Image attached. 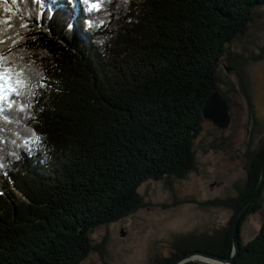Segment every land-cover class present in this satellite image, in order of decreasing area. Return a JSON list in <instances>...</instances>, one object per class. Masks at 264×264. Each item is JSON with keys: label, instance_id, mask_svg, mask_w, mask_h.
<instances>
[{"label": "trees", "instance_id": "trees-1", "mask_svg": "<svg viewBox=\"0 0 264 264\" xmlns=\"http://www.w3.org/2000/svg\"><path fill=\"white\" fill-rule=\"evenodd\" d=\"M45 2L0 0V27L10 22V32L23 36L13 48L17 63L34 61L41 85L20 102L23 112L16 105L0 114V264H86L92 254L103 260L107 242L96 240L102 228L145 208L187 204L231 216L213 231L174 235L168 255L153 264L191 250L231 257L234 216L261 178L264 137L255 148L253 137L246 142L245 178L234 196L152 205L142 189H172L207 155L226 150L224 136L196 142L204 108L214 93L230 104L228 95L239 91L222 79L225 64L249 96L242 66L262 62L264 46L256 54L242 42L257 47L250 33L262 21L264 0H105L100 11H86L82 0L54 10ZM25 22L27 29L17 27ZM263 194L242 216L233 264H264ZM259 212L263 221L246 241L244 224Z\"/></svg>", "mask_w": 264, "mask_h": 264}, {"label": "rangeland", "instance_id": "rangeland-1", "mask_svg": "<svg viewBox=\"0 0 264 264\" xmlns=\"http://www.w3.org/2000/svg\"><path fill=\"white\" fill-rule=\"evenodd\" d=\"M52 4L58 8L59 4L64 3L60 0L53 1ZM14 10L20 11L18 8ZM261 14L262 24L255 27L254 31L251 28L250 33L257 42V47L252 39L242 42L243 45L248 42V48L256 54L259 52L258 48L264 46V10ZM242 44L240 46L244 47ZM234 51L243 52L241 48ZM226 66L225 64L222 69V79L227 83L230 80L237 85V78L228 73ZM242 67L250 96L251 119L248 118L246 101L239 91L229 94L228 126L219 129L212 121L205 120L202 132L196 140L197 143L203 141L205 145L214 140V135H220V139L224 136L229 143L224 148L226 150H217L207 155L201 160L198 172L192 173L185 180L174 179L172 189H166L163 184L157 183L146 194L147 189L143 188L142 193L145 194L148 203L172 204L176 199L207 202L236 194L235 184L245 178L246 146L248 147L253 137L252 147L255 148L258 141L264 137V60L259 63H244ZM222 90L227 92L229 87H222ZM261 201L264 205V194ZM230 216L231 212L228 210L203 208L193 204L180 205L168 210L145 208L130 218L102 228L97 233L96 240L98 242L106 240L105 258L102 260L99 255L92 254L86 264H153L157 255H168L167 246L174 235L190 231L201 233L213 231L225 225ZM262 221V212L246 220L243 227L246 241L257 234ZM122 231L125 233L124 236Z\"/></svg>", "mask_w": 264, "mask_h": 264}, {"label": "snow or ice", "instance_id": "snow-or-ice-1", "mask_svg": "<svg viewBox=\"0 0 264 264\" xmlns=\"http://www.w3.org/2000/svg\"><path fill=\"white\" fill-rule=\"evenodd\" d=\"M18 2L24 3L27 0H8V3L12 5ZM82 2L87 5L86 11H92L93 9L100 11L105 0H82ZM125 2L127 3V0ZM17 27L27 29L28 24L26 22L20 23ZM11 28L12 24L10 22H7V27H0V45L4 46L0 47V114L7 113L16 105H19L17 110L23 112L27 104H21L20 102L27 96L34 97L36 95L34 89L41 86L35 82V78L40 73L33 67L34 61L31 63H17L15 57L18 53H13V48L20 44L23 36L18 31L13 35L10 32ZM15 37H20V39ZM22 51L21 49L20 52ZM19 60L24 61V55L19 54ZM4 118L7 120V115Z\"/></svg>", "mask_w": 264, "mask_h": 264}, {"label": "water", "instance_id": "water-1", "mask_svg": "<svg viewBox=\"0 0 264 264\" xmlns=\"http://www.w3.org/2000/svg\"><path fill=\"white\" fill-rule=\"evenodd\" d=\"M227 71L230 72L231 68H227ZM236 78L238 81L239 91L246 101L248 107V118L251 119V103L248 93L245 89L244 82L239 74H236ZM204 118L206 120H210L214 123V125L225 128L229 124V104L228 102L218 93H214L211 99L206 103L204 108ZM264 189V163L261 173V178L257 188L254 192L248 197L245 203L240 207L237 213L234 216L233 220V252L231 257L226 258L222 256H218L212 253L203 252L199 250H191L186 253H183L177 256L171 264H186L191 261H201L204 263L210 264V261L214 264H233L236 259L240 256L241 253V245L239 242L240 239V222L243 214L249 208V206L261 195ZM125 233L122 231V236Z\"/></svg>", "mask_w": 264, "mask_h": 264}, {"label": "bare ground", "instance_id": "bare-ground-1", "mask_svg": "<svg viewBox=\"0 0 264 264\" xmlns=\"http://www.w3.org/2000/svg\"><path fill=\"white\" fill-rule=\"evenodd\" d=\"M45 1H47V0H45ZM53 1H59V0H52V2H53ZM211 263H212V262L210 261V264H211ZM214 264H215V263H214Z\"/></svg>", "mask_w": 264, "mask_h": 264}]
</instances>
